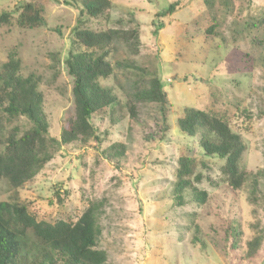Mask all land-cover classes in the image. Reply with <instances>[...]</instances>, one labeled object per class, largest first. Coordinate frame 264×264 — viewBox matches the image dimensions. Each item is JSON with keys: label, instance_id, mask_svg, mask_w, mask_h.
I'll use <instances>...</instances> for the list:
<instances>
[{"label": "rangeland", "instance_id": "rangeland-1", "mask_svg": "<svg viewBox=\"0 0 264 264\" xmlns=\"http://www.w3.org/2000/svg\"><path fill=\"white\" fill-rule=\"evenodd\" d=\"M109 1L104 15L89 18L81 17L80 0H0V14L13 17L0 29V72L15 51L21 76L39 82L49 137L56 140L73 107L65 60L72 49L86 50L73 44L80 21L95 33L134 32L138 40L111 46L113 74L100 80L117 98L122 120L93 117L99 141L51 151L41 172L20 188L0 178V202L24 205L51 225H73L88 214L104 264H264V0H209V6L206 0ZM25 3L43 9V27L19 26L15 9ZM175 3L174 13L164 15ZM157 24L164 27L155 34ZM155 76L169 96V130L163 141L148 143L152 127L156 139L162 136L159 106L136 94ZM187 108L226 121L241 136L240 169L255 183L249 178L236 195L231 192L221 171L225 162L204 154L200 136L178 129ZM30 128L24 117L11 122L2 115L0 150L4 134ZM115 145L123 146V157L111 162L104 152ZM183 158L193 162L190 179L208 194L205 203L194 202L189 192L184 205L175 199ZM230 223L238 235L234 249L224 247Z\"/></svg>", "mask_w": 264, "mask_h": 264}, {"label": "trees", "instance_id": "trees-1", "mask_svg": "<svg viewBox=\"0 0 264 264\" xmlns=\"http://www.w3.org/2000/svg\"><path fill=\"white\" fill-rule=\"evenodd\" d=\"M207 5H211L206 0ZM178 3L172 4L164 15L172 14ZM208 5V6H209ZM80 15L98 18L111 7L109 0H80ZM43 9L32 3H25L15 9L17 22L22 28L38 29L45 24ZM161 14H158V17ZM12 13L0 14V29L8 26ZM82 22L80 21V24ZM264 24V20H262ZM74 31V46H83L84 52L72 49L65 60L68 76L72 79V109L65 112L62 119L60 139L49 137V124L43 112V94L38 90V80L32 76H21V60L13 51L0 72V117L8 121L24 117L31 125L29 130L20 135L18 130L3 135V149L0 150V178L7 179L13 188H20L30 183L51 159V151H58L65 145L80 141L87 145L91 139L100 138L92 124L95 116L108 115L118 123L122 120L117 98L109 89L100 84L101 79H108L113 74V67L108 61L111 46L118 42L129 43L135 39V33L119 31L95 33L80 27ZM164 24H157L155 34L163 29ZM136 40V39H135ZM138 42V40H136ZM98 51L100 52L98 54ZM177 77L174 76L175 80ZM137 100H146L159 106V121L162 124V136L155 138L151 132L145 142L164 140V131L169 130L167 106L169 96L158 77L149 80L148 86L138 92ZM130 119H136L134 108L127 105ZM178 129L188 137L200 136V146L207 157H217L225 162L222 173L228 177L231 192L236 195L246 181L255 183L253 175H247L240 169V160L245 150L240 135L234 133L226 121L204 111L187 108L184 116L178 120ZM50 148V152L48 149ZM123 146L115 145L105 151L107 160L123 157ZM192 161L183 158L177 172L175 199L184 205V195L189 192L194 202L205 203L206 192H200L190 179ZM224 247L237 245L235 225L229 224L224 229ZM97 231L92 218L85 214L75 224L51 225L37 221L24 205L0 202V264H104L106 257L96 250Z\"/></svg>", "mask_w": 264, "mask_h": 264}]
</instances>
